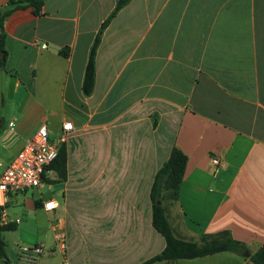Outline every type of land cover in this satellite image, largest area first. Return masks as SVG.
<instances>
[{"label": "crops", "instance_id": "0c3cea01", "mask_svg": "<svg viewBox=\"0 0 264 264\" xmlns=\"http://www.w3.org/2000/svg\"><path fill=\"white\" fill-rule=\"evenodd\" d=\"M116 3L45 0L41 15L24 7L4 21L0 176L42 125L54 144L73 126L67 178L49 171L40 187L8 196L10 264L37 244L40 264H65L55 225L68 264L161 254L151 192L175 146L188 157L179 200L164 202L176 237L202 244L228 232L252 256L264 248V0H131L102 35L86 96L90 51ZM50 201L58 208L47 212ZM156 264L254 263L222 252Z\"/></svg>", "mask_w": 264, "mask_h": 264}, {"label": "trees", "instance_id": "16d2710c", "mask_svg": "<svg viewBox=\"0 0 264 264\" xmlns=\"http://www.w3.org/2000/svg\"><path fill=\"white\" fill-rule=\"evenodd\" d=\"M130 2L131 0H117L115 10L107 21L102 24L100 32L93 43L83 82V92L86 96H90L94 91L96 82V57L101 44L102 35L117 14ZM44 3L45 0H10L6 9L0 10V69L5 70L6 67L5 19L15 10L24 7H32L36 15H41ZM2 54L4 56H2ZM61 54L67 57L68 51L63 50ZM187 163V155L175 146L172 149L169 160L161 167L155 176L151 192L153 226L166 240V248L161 254L142 264H156L159 262L171 263L178 260L201 258L222 252H231L240 256H245V254L249 252L248 247L244 243L234 240L228 232H223L218 235H206L203 237L202 244L183 241L176 237L168 221L164 202H177L179 200L180 188L184 180ZM49 171L57 172L62 180L67 178L68 150L65 144L60 146L57 159L46 170V172ZM43 180L44 182L47 180L46 175H44ZM1 214L2 209L0 208V258L5 264H10L6 254V242L4 241L3 235L5 232L15 231L16 225H2ZM250 260L254 264H264V248L250 256Z\"/></svg>", "mask_w": 264, "mask_h": 264}, {"label": "built area", "instance_id": "2783aa9c", "mask_svg": "<svg viewBox=\"0 0 264 264\" xmlns=\"http://www.w3.org/2000/svg\"><path fill=\"white\" fill-rule=\"evenodd\" d=\"M72 130L73 126L71 123L64 125V133L60 137L59 143L54 144L50 141L47 125H42L34 138L26 144L23 150L0 176L2 225L9 224L5 213V206L8 202L9 194L24 193L29 189L38 188L44 183L43 177L47 173V168L57 159L60 146L67 142ZM213 164L218 166L220 162L218 159H214ZM57 208L58 203L56 201H50L44 204V210L47 212L54 211ZM53 231L55 251L59 252L63 256L65 264H68L67 235L58 225L53 227ZM44 252L43 244L21 246L19 247L18 257L20 262L24 264H40Z\"/></svg>", "mask_w": 264, "mask_h": 264}, {"label": "water", "instance_id": "95a60500", "mask_svg": "<svg viewBox=\"0 0 264 264\" xmlns=\"http://www.w3.org/2000/svg\"><path fill=\"white\" fill-rule=\"evenodd\" d=\"M2 56H4V55L2 54ZM245 257H246V258H249V257H250V253L247 252V253L245 254Z\"/></svg>", "mask_w": 264, "mask_h": 264}, {"label": "rangeland", "instance_id": "374dc122", "mask_svg": "<svg viewBox=\"0 0 264 264\" xmlns=\"http://www.w3.org/2000/svg\"><path fill=\"white\" fill-rule=\"evenodd\" d=\"M11 232H13V231H11Z\"/></svg>", "mask_w": 264, "mask_h": 264}]
</instances>
